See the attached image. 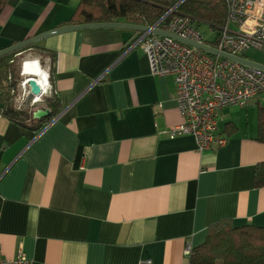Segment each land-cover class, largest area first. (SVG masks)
I'll list each match as a JSON object with an SVG mask.
<instances>
[{
  "label": "crops",
  "instance_id": "obj_1",
  "mask_svg": "<svg viewBox=\"0 0 264 264\" xmlns=\"http://www.w3.org/2000/svg\"><path fill=\"white\" fill-rule=\"evenodd\" d=\"M79 1L8 0L0 50L67 25ZM137 34L87 28L36 43L54 53L58 114L35 131L0 105L5 258L21 248L33 264H188L185 247L204 242L210 224L264 226V185L253 181L264 159L255 138L264 94L218 111L223 146L200 150L189 134L170 137L182 120L175 84L129 48ZM39 56L49 66L51 56ZM39 81L45 86L44 71ZM43 98L32 110L46 106Z\"/></svg>",
  "mask_w": 264,
  "mask_h": 264
},
{
  "label": "built area",
  "instance_id": "obj_2",
  "mask_svg": "<svg viewBox=\"0 0 264 264\" xmlns=\"http://www.w3.org/2000/svg\"><path fill=\"white\" fill-rule=\"evenodd\" d=\"M226 20L214 38H207L196 26L191 16L174 14V8L152 26L176 36L231 55L246 57L249 48L264 49V0H224ZM145 25V24H144ZM140 47L145 53L150 72L154 75L172 76L175 84L174 100L182 118L180 123L167 131L193 136L200 150L225 145L226 137L218 132V111L230 105H243L249 99L264 93V70L240 61L212 53L173 38L139 32L129 48ZM250 59V58H248ZM39 61V59L37 58ZM253 60V59H252ZM40 63V61H39ZM44 62H42L43 64ZM25 64L35 66L32 59H20V72L16 88L20 91L21 106L40 102L43 94L51 93L49 66L45 69L46 84L43 87L34 74H24ZM33 78L41 88L39 96L30 95L28 80ZM17 95V98L19 96ZM191 247H185L189 255ZM0 264H33L18 249L14 258L8 259L0 252Z\"/></svg>",
  "mask_w": 264,
  "mask_h": 264
},
{
  "label": "trees",
  "instance_id": "obj_3",
  "mask_svg": "<svg viewBox=\"0 0 264 264\" xmlns=\"http://www.w3.org/2000/svg\"><path fill=\"white\" fill-rule=\"evenodd\" d=\"M7 2L0 0V12ZM170 8H174L171 15L191 16L197 27L206 24L209 28H218L219 32L225 24L224 0H80L71 17L63 24L124 21L152 26ZM30 50L50 55L49 72L52 71L54 53L36 44L0 56V105L5 116L19 125L38 131L57 116L58 101L49 78L51 93L43 100L50 111L47 117L32 119L31 107L26 103L21 106L14 104L19 74L15 77L12 63L23 52ZM256 123L255 138L264 144V105L256 110ZM225 125L226 131L229 124ZM229 130L234 131L235 127ZM253 181L256 187L264 185V159L255 164ZM188 264H264V226L250 223L234 226L230 219L218 220L208 226L205 241L191 248Z\"/></svg>",
  "mask_w": 264,
  "mask_h": 264
},
{
  "label": "water",
  "instance_id": "obj_4",
  "mask_svg": "<svg viewBox=\"0 0 264 264\" xmlns=\"http://www.w3.org/2000/svg\"><path fill=\"white\" fill-rule=\"evenodd\" d=\"M126 28V29H132V30H136L139 32H145V31H150L152 33L155 34H159V35H163V36H167L170 38H173L177 41L180 42H184L188 45L191 46H195L198 47L200 49L212 52V53H219L220 55L227 57V58H231L237 61H240L246 65H250V66H254V67H258L264 70V63L252 60V59H248L246 57H240V56H235V55H231L225 52H220L216 49H214L211 46H208L206 44H200L188 39H183L180 38L178 36H176L175 34H172L170 32H167L165 30L156 28V27H149L147 25H143V24H134V23H127V22H121V21H112V22H90V23H83V24H67V25H63V26H59L56 28H53L51 30H48L46 32H42L40 34H37L35 36L26 38L25 40H21L19 42H16L14 44H11L3 49L0 50V56L12 53V52H16L19 51L27 46H30L32 44H36L37 42H39L40 40H43L49 36L55 35V34H59L62 32H67V31H74V30H78V29H87V28ZM28 86L30 89V95H36L39 96L40 92H41V88L40 86L37 84L36 80L33 78H30L28 80ZM50 114V111L48 108L46 107H36L34 110H32L31 112V118L32 119H42L47 117ZM51 122V121H50Z\"/></svg>",
  "mask_w": 264,
  "mask_h": 264
},
{
  "label": "rangeland",
  "instance_id": "obj_5",
  "mask_svg": "<svg viewBox=\"0 0 264 264\" xmlns=\"http://www.w3.org/2000/svg\"><path fill=\"white\" fill-rule=\"evenodd\" d=\"M199 31L204 35L206 36L207 38H214L217 36L218 34V28H209L208 25L206 24H202L199 26ZM35 55V57H34ZM245 55L250 58V59H253L255 61H258V62H261V63H264V49H259V48H249L245 51ZM23 58V59H32L34 60V64L35 66H33L32 68L31 67H28L27 64H25L24 68H23V73L26 74H34L36 72H38L39 70H41V66H40V63L42 64V58L39 56V54L36 52V51H26V52H23L19 57L15 58L14 59V62L12 63V68L14 69V74H15V77L18 76L19 74V67H20V59ZM37 58L39 59V61L37 60ZM44 69H45V65L44 63L42 64ZM49 65V64H48ZM46 71V69H45ZM47 72V71H46ZM16 90V94L18 95L20 93L19 89H15ZM48 94L47 91L46 93H44L42 96L44 97V95ZM17 95L14 97V104L18 106V104L20 103V94L17 98ZM44 99V98H43ZM261 100H262V105H264V95H261ZM43 102V101H42ZM37 103H35L34 106L32 107H35L37 106ZM29 107L31 106L30 104H27Z\"/></svg>",
  "mask_w": 264,
  "mask_h": 264
},
{
  "label": "bare ground",
  "instance_id": "obj_6",
  "mask_svg": "<svg viewBox=\"0 0 264 264\" xmlns=\"http://www.w3.org/2000/svg\"><path fill=\"white\" fill-rule=\"evenodd\" d=\"M43 70L41 69V70H39L38 72H36V73H34V75L38 78V80H39V78H40V73L42 72ZM43 81V80H42ZM40 82V81H39ZM46 82V81H45ZM44 82V83H45ZM40 84H41V82H40ZM42 85V84H41ZM43 86V85H42ZM44 87V86H43Z\"/></svg>",
  "mask_w": 264,
  "mask_h": 264
},
{
  "label": "flooded vegetation",
  "instance_id": "obj_7",
  "mask_svg": "<svg viewBox=\"0 0 264 264\" xmlns=\"http://www.w3.org/2000/svg\"><path fill=\"white\" fill-rule=\"evenodd\" d=\"M18 54H20V53H18ZM27 102V101H26Z\"/></svg>",
  "mask_w": 264,
  "mask_h": 264
}]
</instances>
